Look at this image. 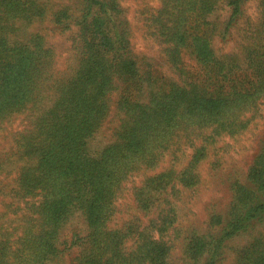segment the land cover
Masks as SVG:
<instances>
[{"label":"rangeland","instance_id":"374dc122","mask_svg":"<svg viewBox=\"0 0 264 264\" xmlns=\"http://www.w3.org/2000/svg\"><path fill=\"white\" fill-rule=\"evenodd\" d=\"M116 2L102 52L103 34L90 46L83 34L101 13L91 0H0V71L23 65L0 116V264H264V0L206 14L216 76L165 36L196 0ZM195 96L226 104L225 125L180 114ZM116 156L112 215L97 227L85 175ZM59 184L73 204L54 222Z\"/></svg>","mask_w":264,"mask_h":264},{"label":"trees","instance_id":"16d2710c","mask_svg":"<svg viewBox=\"0 0 264 264\" xmlns=\"http://www.w3.org/2000/svg\"><path fill=\"white\" fill-rule=\"evenodd\" d=\"M117 0H91V4H97L100 7V14H97V17L93 19L92 24H87L85 26V30L83 32L84 37L86 39V43L90 46V41L92 37H96L97 34H103V43L100 44L101 51L107 52L110 47L109 41L111 37L108 38L106 32H104L105 24L109 25L107 17L110 20L114 19V12L116 11ZM227 4L226 1L230 0H205V4H200L199 0H196L198 3V8H193L192 13H188L186 11H181L177 18L175 16L174 21H169L165 24V29L167 31L166 35L171 43L174 45V50L177 53L183 52L184 49L192 53L196 59L206 68L209 70V73H213L214 76L217 75L215 72L216 70L220 69L223 70L225 66L223 63L218 62L215 59V54L212 49V37L211 35L215 31V28L212 30L207 31L203 24L206 19V14L212 12L214 9V4L216 2H221ZM239 7L236 8L235 12H238ZM105 12V15H103ZM196 15V16H195ZM194 20V23L190 25L189 21ZM92 25L94 28H92ZM109 39V40H108ZM21 58L17 59L15 64L8 65L5 69L3 68L0 71V116L10 112L13 110L14 106L19 101V93L15 89V81L18 80L19 74L22 71V63ZM125 60L124 64L125 68L134 69L135 64L133 61L130 63H126ZM103 59L98 62V67L90 68L89 76L93 78L95 81L97 80L95 77L100 76V73H104L103 68ZM263 74L257 76V83L258 85H264V68L261 71ZM256 74V73H255ZM106 76V74H104ZM107 78H109L107 76ZM97 93L95 97L97 99V103L99 102V95L103 94L105 90L104 84L99 86H95ZM91 92V87H86ZM86 90H78L75 97L72 98L74 104L76 102L81 103L84 102L86 104ZM241 94H238V96ZM237 96V97H238ZM237 104L235 107H239L241 105L240 98L234 99ZM79 105V104H78ZM80 106V105H79ZM179 106H186L188 108H183L180 111V114H184L189 112L199 118L208 119L212 122H220V125H225L223 120L221 121L219 118L223 116V112H226L229 108H227L226 104L218 103L213 99L207 98H199L195 96L194 101L189 104H179ZM233 106V105H232ZM231 106V107H232ZM217 109V110H216ZM140 147L136 149L131 147L128 151L130 153L139 152ZM205 155V154H203ZM129 156V155H128ZM117 157V156H116ZM130 157V156H129ZM198 156L196 155V158ZM110 162L108 163H101L100 166L95 169L90 174H86V185L85 189L93 188V203L87 204L88 205V213L89 217L93 224L97 227L104 225L107 219L112 215L113 207H112V194H113V187H114V180L116 179V174L118 172V168L120 167L119 163L121 161V157H112ZM118 161V162H117ZM116 162L118 164L116 167ZM59 163V162H58ZM61 163V162H60ZM115 164V165H114ZM83 177V173L79 174V178ZM100 188V191L97 192V189ZM53 200L49 205V216L54 222H60L63 218V212L69 208L72 201H70L69 197L65 196L66 193L61 195V198H56L58 194L65 192V188L59 185H54L52 188ZM149 252L154 254V256L164 257L165 248L164 245L158 241H151L149 246Z\"/></svg>","mask_w":264,"mask_h":264}]
</instances>
